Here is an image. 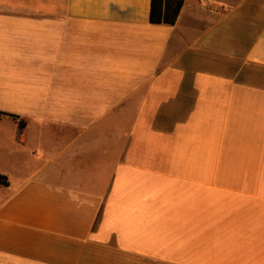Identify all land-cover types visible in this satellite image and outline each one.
I'll use <instances>...</instances> for the list:
<instances>
[{
  "label": "crops",
  "instance_id": "0c3cea01",
  "mask_svg": "<svg viewBox=\"0 0 264 264\" xmlns=\"http://www.w3.org/2000/svg\"><path fill=\"white\" fill-rule=\"evenodd\" d=\"M0 0V264H264V0Z\"/></svg>",
  "mask_w": 264,
  "mask_h": 264
},
{
  "label": "trees",
  "instance_id": "16d2710c",
  "mask_svg": "<svg viewBox=\"0 0 264 264\" xmlns=\"http://www.w3.org/2000/svg\"><path fill=\"white\" fill-rule=\"evenodd\" d=\"M184 0H151L149 21L154 24L174 25L179 15ZM7 116L13 120H18L19 126H23L24 122L19 119L18 115L5 111H0V117ZM8 177L0 174V186H8Z\"/></svg>",
  "mask_w": 264,
  "mask_h": 264
}]
</instances>
